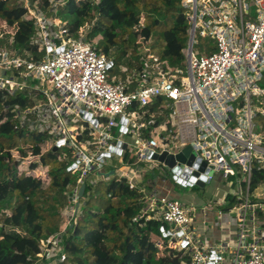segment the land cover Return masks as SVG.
<instances>
[{
	"label": "built area",
	"instance_id": "built-area-1",
	"mask_svg": "<svg viewBox=\"0 0 264 264\" xmlns=\"http://www.w3.org/2000/svg\"><path fill=\"white\" fill-rule=\"evenodd\" d=\"M62 2L54 0L52 10L56 12ZM182 5L189 23L184 49L188 74L185 68H164L165 63L149 55L153 61L142 73H134L139 81L134 88L130 80L111 76L113 62L96 49L95 42L68 36L61 25L65 20L33 8L28 0L26 19L33 22L32 40L39 45L41 59L0 46V90L20 93L28 86L42 90L34 106H13L18 124L47 130L53 141L64 142L58 147L73 148L69 170L80 171L65 209L68 224L41 240L39 255L55 257L52 264L60 261L62 234L78 212L81 185L93 172L104 170L115 153L111 148L122 152L125 143L130 146L128 135L135 137L134 156L141 162L156 161V153L176 155L190 145L193 164L177 161L173 167L177 168L175 180L183 187L210 183L217 171L224 178L236 179L239 195L228 210L235 217L236 239L217 248L202 246L195 239V206L143 191L146 206L142 213L166 223L164 235L183 251L180 257H190L183 264H264V193L257 192L264 183L250 191L254 168H264V130L261 125L260 132L254 130V118L264 115L260 109L264 105V0H182ZM198 37L209 39L206 47L197 49L199 55L194 49ZM254 97L263 101L253 105ZM160 98L166 101L156 112L142 110ZM95 117L104 122L78 124L95 122ZM159 117L164 118L157 121ZM123 118L126 123L121 122ZM144 130H149L148 136ZM85 131L91 139L80 138ZM94 139L97 149H92ZM203 162L206 168L200 170ZM211 166L213 173L208 172ZM186 169L190 172L185 178ZM46 176L49 180L47 172ZM218 216L222 218V211Z\"/></svg>",
	"mask_w": 264,
	"mask_h": 264
},
{
	"label": "trees",
	"instance_id": "trees-1",
	"mask_svg": "<svg viewBox=\"0 0 264 264\" xmlns=\"http://www.w3.org/2000/svg\"><path fill=\"white\" fill-rule=\"evenodd\" d=\"M28 1L33 8L65 20L68 36L93 41L100 35L96 49L113 62L110 71L130 80L132 88L139 83L134 73H142L153 61L148 60L149 55L165 63L164 68H185L189 23L182 0H61L56 12L52 10L54 0ZM26 15L27 8L20 0H0V29H8L0 32V46L31 52L38 60L42 54L32 40L34 25ZM81 28L85 29L83 36ZM41 93L32 86L20 93L0 90V264H52L55 257L39 255L43 250L41 240L61 232L69 195L78 186L80 171L69 170L73 148L68 147L66 157L54 143L43 152L42 145L52 140L49 131L19 125L12 111L13 106H34ZM165 101L160 98L142 110L154 113ZM259 120L264 130V115ZM144 132L149 135V130ZM80 138L91 139V135L85 131ZM120 159L110 162L105 173L123 165L142 164L130 147ZM42 171L50 177L47 184L38 176ZM147 178L145 182L151 181ZM229 179L236 184L234 177ZM97 182H86L78 212L62 234L60 261L56 264L189 262V255L180 257L183 251L169 250L170 238L162 231L166 223L142 213L146 199L140 188L131 187L129 179L117 173L102 175ZM250 183L251 192L264 183V168H254ZM95 188L105 190V199L93 196ZM228 202L222 205L223 210H229L235 198L228 197Z\"/></svg>",
	"mask_w": 264,
	"mask_h": 264
},
{
	"label": "rangeland",
	"instance_id": "rangeland-1",
	"mask_svg": "<svg viewBox=\"0 0 264 264\" xmlns=\"http://www.w3.org/2000/svg\"><path fill=\"white\" fill-rule=\"evenodd\" d=\"M23 4H25V1L27 0H20ZM49 16H53V14H48ZM61 25L65 26V29L67 28V24L64 22ZM64 28V27H63ZM8 29L4 27L3 29H0V32H8ZM80 34L82 36L85 34V29L81 28ZM71 37H74L71 35ZM101 36H97L93 42L96 44L98 43L99 39ZM12 40V39H11ZM199 44L195 46V52L196 54H200L198 50H201L203 47H206V44L209 42V39L205 38H199ZM189 71V66H188V60L186 59L185 61V72L188 74ZM111 76H117L116 73L111 72ZM259 101H263V97L253 98V105L257 104ZM260 109H264V105L261 106ZM260 114H258L254 118V130L256 132H260V125L262 124L261 121L259 120ZM95 122H82L80 121L78 124L79 125H94L97 121L104 122V119H99V118H94ZM117 130H120V126L117 128ZM126 139L130 142V148L133 149V143L135 137L133 135H128ZM59 141H53L49 140L45 144L42 145V150L45 152L53 143L55 145L58 144ZM97 140L94 139V146H92V149H97ZM61 151L63 153H68V147L66 145L61 146ZM62 157H64L62 155ZM109 161L112 162H117L118 157L116 154H114L111 158H109ZM27 162L23 165L27 166ZM107 167V165H106ZM121 167V166H120ZM141 167L143 169L142 175L144 176V180H148L147 177L151 178V183L157 187V189L163 190L165 188L164 193L166 194L168 190L172 192V195H164L160 194L157 195V197H160L161 195L170 197V198H175L180 200L182 203L187 204V205H193L195 208L198 210V213L201 214L203 210H206L207 213L209 214L208 217V225H215L219 229V224L223 226L224 224H229V230L228 231H235L237 228L235 217L232 213L228 212L227 210H223L222 204H226L228 202V197L235 198L239 195V188L238 184H234L232 180L229 178H224L223 174L221 172H215V178L210 182L205 184L204 186L201 185H193V184H187V186L183 187L182 185L178 184L174 178V171L172 168L169 166L165 165L164 163H161L160 161H146L142 162ZM129 172H132L130 169ZM213 173V172H212ZM149 175V176H147ZM38 176H42L44 178V183H47V176H46V171H42L38 173ZM102 176L98 175V173L93 172L89 176L88 182L94 185L95 182H99L101 180ZM94 181V183H92ZM97 182V184H98ZM145 185L148 182H145ZM96 187V186H95ZM243 191L245 192V187H243ZM257 192L264 193V186L259 187V191ZM93 196L94 197H99L100 199H105V190L102 188H95L93 191ZM229 203V202H228ZM92 207H96L94 203L90 204ZM221 209L222 211V218H218V211ZM203 216V215H202ZM201 216V217H202ZM229 221V222H228ZM199 222V221H198ZM68 224V220L65 219V225ZM228 233V232H227ZM215 234V233H214ZM206 237H210V233L208 235L204 234V239L206 240ZM170 241V239H169ZM208 241V240H207ZM169 250L177 249V245L175 242H170L169 244ZM224 256H227V253L224 254Z\"/></svg>",
	"mask_w": 264,
	"mask_h": 264
},
{
	"label": "crops",
	"instance_id": "crops-1",
	"mask_svg": "<svg viewBox=\"0 0 264 264\" xmlns=\"http://www.w3.org/2000/svg\"><path fill=\"white\" fill-rule=\"evenodd\" d=\"M116 130H117V128L115 129V132H116ZM128 147H130V146H128ZM123 151L121 152L120 150H118V152L114 153L117 155V157L119 155V158H118L119 160H121L120 156L123 153ZM114 154H112V156ZM110 162L112 163V161H108L106 165L110 164ZM106 165H105V168H106ZM105 168H104V171L98 172V175H100V176L104 175L105 174ZM130 169L132 170V172H129ZM114 171H115V173H117L118 176L127 177L129 179V181L137 184L142 191L146 192V195L157 197V195H159V193L163 194L165 191V188H163V190L159 191V189H157V187L154 186L151 183V181H149L145 185V183H144L145 178L142 175L143 169H142L141 165H136V166H134V165L133 166L123 165ZM164 195H172V192L170 190H168L166 194L164 193ZM164 195H161V196H164ZM222 205H225V204H222ZM220 211H221V209L217 213L219 214ZM208 217H209V214L207 213L206 210H203L201 214H199L197 212L196 218H195L193 226H192L193 230L195 231V239L197 240V242H199L202 246H205L207 248H217L220 244L226 243V242H229L230 244H234V241L236 239V230L235 231H228L230 229L229 228L230 225L228 223L224 224L223 226H221V224H219L218 225L219 229L215 225H208L209 224L208 223ZM218 218H219V216H218ZM209 233H210V237H206V240H205L204 234L208 235Z\"/></svg>",
	"mask_w": 264,
	"mask_h": 264
},
{
	"label": "water",
	"instance_id": "water-1",
	"mask_svg": "<svg viewBox=\"0 0 264 264\" xmlns=\"http://www.w3.org/2000/svg\"><path fill=\"white\" fill-rule=\"evenodd\" d=\"M121 122L122 123H126V120L123 118L121 119ZM123 128V127H121ZM64 143L62 140L58 142L57 145H55V148H58V146L60 144ZM123 148L126 149L127 148V143H125L123 145ZM111 152H118L119 150V147H116V148H111ZM110 152V153H111ZM110 153H107L108 156H110ZM188 157V159H187ZM153 159L154 160H157V161H160V162H163L165 163L167 166H169L170 168L173 169V171L175 172L177 170V168H173L175 165H176V162L179 161V162H182V163H186L187 165L191 166L194 162V159H195V155L192 153V147L190 145L186 146L181 152H179L178 154L174 155V154H168L167 152H163L161 154L159 153H156L154 154L153 156ZM206 168V163L203 162L202 165L200 166V170H204ZM214 170V167L211 166L209 169H208V172L209 173H212ZM190 170L189 169H186V172L183 174V177H187L188 174H189ZM115 173L114 170L110 171L109 173H105L104 175L106 177H109L110 175H113ZM194 174H198V172H195ZM176 176L174 175V178ZM191 181H194L195 180V177H191L190 179ZM179 181H182L183 184L186 183V180H180ZM199 185L201 186H204V183L203 182H199ZM85 189H86V184L83 183L80 187V190H79V196L82 197L84 195V192H85ZM79 203H77V207H78Z\"/></svg>",
	"mask_w": 264,
	"mask_h": 264
}]
</instances>
